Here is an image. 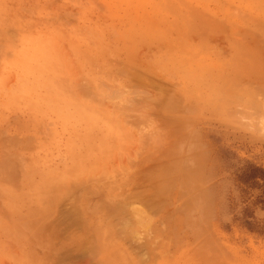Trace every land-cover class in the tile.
Here are the masks:
<instances>
[{
	"label": "rangeland",
	"instance_id": "374dc122",
	"mask_svg": "<svg viewBox=\"0 0 264 264\" xmlns=\"http://www.w3.org/2000/svg\"><path fill=\"white\" fill-rule=\"evenodd\" d=\"M0 51V264H116L114 224L136 264H264V0H0ZM88 85L115 90L92 109L118 136L81 114ZM101 149L34 226L37 205L8 213L7 190Z\"/></svg>",
	"mask_w": 264,
	"mask_h": 264
},
{
	"label": "bare ground",
	"instance_id": "6f19581e",
	"mask_svg": "<svg viewBox=\"0 0 264 264\" xmlns=\"http://www.w3.org/2000/svg\"><path fill=\"white\" fill-rule=\"evenodd\" d=\"M35 54H37V52H35ZM37 57L41 58L45 62L44 63L45 66L43 68V71H46V72L51 71L50 74L48 73L47 77L42 79V82L44 83L43 85H45L46 88L50 92H53L55 94L54 95L55 101L66 103V105L69 107V105H68L69 102L71 100H76V98L74 97L75 96L74 92L67 94L68 90L62 82V77L60 75V71H61L60 66H65V65L61 62L60 59L57 62H53L54 65L48 64L47 61L50 62V60H47L45 58V54L43 52L39 53L37 55ZM36 60H34V61H36ZM61 73H64V72H61ZM96 78H97L96 82L99 86L98 77L96 76ZM89 87L88 88L84 87V90H85V94H88L91 96V99L89 101H85L86 99L85 100L81 99L77 103V105L79 106V110L81 111V114L83 115L84 118H86L92 122L96 121V120H91L92 118H97V119H101V120L106 121V123H109L108 126H106V125L104 126L105 138L108 136V134L110 133V131L112 129L117 131V136H118L120 134L119 132L122 130V126L119 123H116L117 120L114 117L109 116L105 112H101V110L97 111L95 109H92V107L94 106L92 100H99L103 95L108 94L109 92L114 93L115 90L111 91L112 89L111 90L109 89L106 93L104 92L105 93L104 94L103 90L100 88L96 89L94 86H91L90 88ZM72 104L74 105L73 102H72ZM131 105L132 104H129L130 109H132ZM136 105L138 106L139 104L135 103L134 107H137ZM130 109H129V111L131 112ZM110 152L112 153V151H110ZM100 153L101 154L98 157V159L93 160L94 159L93 158L92 159L93 161H90L91 160L90 157L73 156L72 162L69 165H66L62 170H57V169L48 170L47 172L44 173V175L42 176V179H40V182L31 183L32 186L30 185L31 187L29 188L28 191L25 190L26 192H23L21 190L22 187L20 188L18 185H17V187H19V188H17L18 192H16V193L13 191L7 190L8 191L7 194L10 195V196L7 195V196H9L8 210L9 209H12V210L15 209L14 207L16 206V204H17L16 208H18L20 202L25 206L26 205L30 206L31 208H32V206L37 205V207L34 209V212L36 214L33 217V219L31 220L33 222V226H34L39 221V219L42 218L43 212L46 213L50 209L51 204L56 200V197L58 199V198H60V193L61 192L64 193V191L66 189L65 187H67L66 184H67L68 180L70 181V179H74V180L76 179L75 181L77 182L79 179H81V178L83 179V177L93 176L97 171L100 170V166L103 163V157H102L103 149L100 150ZM106 154L104 153L105 156H106ZM94 157H95V155H94ZM7 175H12V173H8ZM27 176H29V174ZM16 179H18V178H16ZM26 180L29 181L30 179L27 178ZM83 180H85V179H83ZM72 181L69 183H72ZM69 183H68V185H69ZM10 189H11V187H10ZM13 203H15V206ZM22 204H21V206H22ZM10 212H13V211L9 210L8 213H10ZM51 213H53V212H51ZM2 215H4V214H2ZM0 220H1V218H0ZM41 224H43V222ZM119 225H117L119 228H117L115 224L108 226V228H105V229L103 227H101V228L99 227L96 230V232L98 234L96 237L97 244H99L101 246V248H105L106 251L110 250V249L112 250V256L114 257L112 261H114L116 264H136L132 259L125 257V255L128 251V250L126 251V249H128V248H126V249L125 248L124 249L119 248V245H118L119 244V242H118L119 236L121 233L124 232V229L126 230V225L124 226L122 224L124 227L121 224H119ZM121 227H123V228H121ZM14 229L19 231V229L17 227H15ZM38 229H40V227H38ZM43 231H44V229H43ZM42 232H41V234H43ZM38 233L39 232H36V234H38ZM120 246H122V245H120ZM88 250H89V248H88ZM106 259H107V257H106Z\"/></svg>",
	"mask_w": 264,
	"mask_h": 264
}]
</instances>
